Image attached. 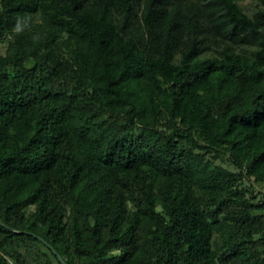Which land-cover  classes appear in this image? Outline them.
<instances>
[{"label": "trees", "instance_id": "16d2710c", "mask_svg": "<svg viewBox=\"0 0 264 264\" xmlns=\"http://www.w3.org/2000/svg\"><path fill=\"white\" fill-rule=\"evenodd\" d=\"M243 1L0 0V264H264Z\"/></svg>", "mask_w": 264, "mask_h": 264}, {"label": "rangeland", "instance_id": "374dc122", "mask_svg": "<svg viewBox=\"0 0 264 264\" xmlns=\"http://www.w3.org/2000/svg\"><path fill=\"white\" fill-rule=\"evenodd\" d=\"M242 3L249 12H252L256 4V0H244ZM2 50L4 51V48ZM257 188L259 191H264V185L262 184H257Z\"/></svg>", "mask_w": 264, "mask_h": 264}, {"label": "water", "instance_id": "95a60500", "mask_svg": "<svg viewBox=\"0 0 264 264\" xmlns=\"http://www.w3.org/2000/svg\"><path fill=\"white\" fill-rule=\"evenodd\" d=\"M57 254H58L59 259L62 261V263L67 264V261L63 258V256L61 254H59L58 252H57Z\"/></svg>", "mask_w": 264, "mask_h": 264}]
</instances>
